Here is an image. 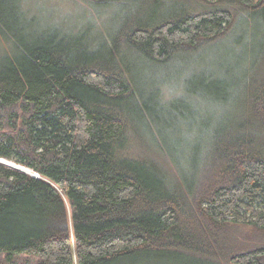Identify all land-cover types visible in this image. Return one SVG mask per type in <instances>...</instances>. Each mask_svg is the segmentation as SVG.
I'll use <instances>...</instances> for the list:
<instances>
[{"label":"trees","instance_id":"trees-1","mask_svg":"<svg viewBox=\"0 0 264 264\" xmlns=\"http://www.w3.org/2000/svg\"><path fill=\"white\" fill-rule=\"evenodd\" d=\"M93 1L129 12L93 36L0 0L3 264H264V243L231 232H264V0ZM248 23L251 42L196 66ZM176 62L190 76L166 99L153 71Z\"/></svg>","mask_w":264,"mask_h":264},{"label":"rangeland","instance_id":"rangeland-1","mask_svg":"<svg viewBox=\"0 0 264 264\" xmlns=\"http://www.w3.org/2000/svg\"><path fill=\"white\" fill-rule=\"evenodd\" d=\"M164 1L171 2L172 0ZM187 2L190 1L187 0ZM23 5L30 13H35L40 15L41 17L49 18L52 21L56 22V24L61 25L64 28H74L76 26L88 23L91 26L93 36L98 33L101 35H106L109 29H112L113 26L117 23L119 18L123 19L124 12H129L127 10L121 11L117 9L119 8L117 4L100 6L93 0H23ZM148 12L149 8L146 7L140 10H136L134 11L133 18L138 19L142 14L146 15ZM238 27L232 29V31L228 35L224 36L220 40H216V42H213V44L209 46V48L200 51L204 52V55L202 56L201 60H199L196 66L199 67V69L205 67L206 70H208V68H217L221 62L228 59L225 56L229 54L227 48L240 51L243 44L251 42L253 39V26L248 23L246 24V27H244L243 24L238 25ZM259 34H261L260 31L256 34V38L259 37ZM7 46V43L0 39V53H2L7 48ZM251 58L252 53L250 51V53L248 54V59L250 60ZM240 62L245 63L246 61L240 60ZM181 68L182 66L179 65L178 62H176L175 65L174 63L169 66L164 65L153 71V76L166 78V81L162 84L161 89L164 98L168 99L180 93L182 89L183 79L188 75L190 76V73L188 72L185 75L180 74L179 72ZM193 69L199 71L198 68ZM219 72L220 73H218L217 75L222 76L223 72ZM17 108L18 107H15V109ZM202 109L203 114H205L210 119L212 116L219 117L216 118L217 122L229 119L222 117L228 113H233V110L231 108H224V106H219V104L217 103H210L209 105H205ZM212 112H215V115L212 114ZM194 129L196 131L192 132V136L189 138L190 141H198L203 136V140H205L206 136H208L202 133L203 130H198L197 128ZM151 155H154L159 160V162L162 163L163 166H166L172 176L177 173L173 165L167 163V157H165V159L162 155L157 152L155 153L154 151L151 152ZM5 163L8 165L5 166H10L9 168H18L19 170L28 173L22 166H17L9 162ZM231 232L236 238V243L240 246L250 247L255 244L264 243V232L250 225H233L231 228ZM3 263V257L0 256V264ZM12 264H32V259L29 256H20L15 258V263Z\"/></svg>","mask_w":264,"mask_h":264},{"label":"water","instance_id":"water-1","mask_svg":"<svg viewBox=\"0 0 264 264\" xmlns=\"http://www.w3.org/2000/svg\"><path fill=\"white\" fill-rule=\"evenodd\" d=\"M1 163V162H0ZM2 164H4V163H2ZM5 165V164H4ZM8 166V165H7ZM10 167V166H9ZM11 168H14V167H11ZM14 169H16V170H18V171H21V172H23V173H25V174H28V173H26L25 171H22V170H19L18 168H14ZM30 176H32V177H35V178H40V175L37 173V172H34V174H29Z\"/></svg>","mask_w":264,"mask_h":264},{"label":"bare ground","instance_id":"bare-ground-1","mask_svg":"<svg viewBox=\"0 0 264 264\" xmlns=\"http://www.w3.org/2000/svg\"><path fill=\"white\" fill-rule=\"evenodd\" d=\"M22 167H24V166H22ZM27 168V167H26ZM27 169H29V168H27ZM32 174H34V171H32Z\"/></svg>","mask_w":264,"mask_h":264}]
</instances>
